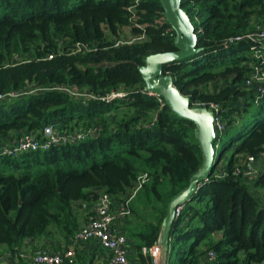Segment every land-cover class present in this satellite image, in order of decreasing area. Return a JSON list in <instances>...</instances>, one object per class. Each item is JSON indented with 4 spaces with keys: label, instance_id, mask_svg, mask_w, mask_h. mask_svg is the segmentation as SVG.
Segmentation results:
<instances>
[{
    "label": "trees",
    "instance_id": "trees-1",
    "mask_svg": "<svg viewBox=\"0 0 264 264\" xmlns=\"http://www.w3.org/2000/svg\"><path fill=\"white\" fill-rule=\"evenodd\" d=\"M181 5L202 50L165 65L164 75L192 107H221L226 130L215 149L238 119L240 125L221 145L212 176L182 205L167 264H264V169L251 183L238 172L248 157H264V102L255 105L245 86L252 63L264 68V39L231 42L264 31V0ZM126 30L146 39L117 46ZM175 37L160 0H0V144L28 133L39 138L51 124L66 133L97 130L76 144L0 157L1 256L21 262L27 241L54 235L69 248L79 230L76 204L96 203L102 194L124 200L147 173L155 222L140 235L137 253L154 264L143 249L158 243L171 199L204 159L196 125L146 92L139 71L149 57L175 52ZM60 86L93 98H71ZM114 93L124 96L103 101Z\"/></svg>",
    "mask_w": 264,
    "mask_h": 264
},
{
    "label": "built area",
    "instance_id": "built-area-1",
    "mask_svg": "<svg viewBox=\"0 0 264 264\" xmlns=\"http://www.w3.org/2000/svg\"><path fill=\"white\" fill-rule=\"evenodd\" d=\"M146 39L145 35L134 36L130 40L119 41L117 46L124 44H133L136 42H141ZM244 39L250 40H263L264 31L261 33L247 35L245 37H238L231 42L242 41ZM79 49L90 50L89 47L78 45ZM253 57L258 60L260 58L259 52H256ZM50 59L53 57L50 56ZM252 74L245 81V86L254 91L255 93V105L259 106L264 102V68L258 67L255 63L250 65ZM59 91L64 92L71 98L83 99V98H93L91 95L87 94L85 91L79 90L77 87L60 86ZM18 96L17 94H12L10 97ZM123 93H114L103 101H113L117 98H122ZM3 97H0L2 99ZM199 108H205L198 105ZM214 115V129L216 136H221L226 130V125L221 116V107L219 105H210L208 108ZM96 129L82 130L79 132L66 133L61 131L56 125H48L43 128L42 136L37 137L33 133H28L20 138L12 139L11 141L4 144H0V157L11 156L17 157L22 153L37 152V151H48L53 146L76 144L83 141L87 136H95ZM264 159V157L262 158ZM257 160L253 157H248L244 164V167L238 172H242L243 176L248 181H253L256 177L255 166L257 165ZM148 174H142L139 177V183L133 190V192L144 187L147 183ZM132 194L123 200V204L119 210H114L113 202L114 199L107 194H102L95 203L94 215L89 219L85 226L81 227L73 237V245L69 248L62 250H53L51 248H43L38 250L32 256L33 264H75V245L78 243H87L91 241L97 242L101 248L110 253V258L107 264H130L128 256V238L126 235L119 233L117 231V223L123 219H126L130 215L129 203L133 199L134 194ZM182 206L178 207L176 210V219L182 213ZM144 255H149L152 257L154 264H158L160 257V249L158 243L151 249H143ZM24 255L20 254V260ZM1 258V255H0ZM209 261L215 260V254L210 252L208 255ZM15 264H21L19 261H15Z\"/></svg>",
    "mask_w": 264,
    "mask_h": 264
},
{
    "label": "water",
    "instance_id": "water-1",
    "mask_svg": "<svg viewBox=\"0 0 264 264\" xmlns=\"http://www.w3.org/2000/svg\"><path fill=\"white\" fill-rule=\"evenodd\" d=\"M163 15L176 33V51L168 54H159L149 57L144 66L139 68L146 84L145 91L160 96L166 105L178 116L191 121L196 125L195 135L203 152V165L193 176L187 188L176 194L170 201L167 214L161 226L158 247L160 257L158 264H167L170 235L173 223L176 220V210L201 188L213 174L215 167V152L213 143L217 136L214 129V115L207 108L192 107L190 99L183 96L174 85L169 75H164V66L189 59L201 52L198 49L195 29L181 5V0H160Z\"/></svg>",
    "mask_w": 264,
    "mask_h": 264
},
{
    "label": "crops",
    "instance_id": "crops-1",
    "mask_svg": "<svg viewBox=\"0 0 264 264\" xmlns=\"http://www.w3.org/2000/svg\"><path fill=\"white\" fill-rule=\"evenodd\" d=\"M263 160L264 159H261V161H259L257 164L264 162ZM142 189H144V187L138 188L133 192L134 197L129 203L131 212L130 215L126 219H123L117 223V231L126 235L128 238V256L130 264H143L137 253V241H140L139 244H142L140 235H144L149 232V227L147 226V224H143L144 222L142 221V217H144L145 215L144 213L141 212L133 224L134 210L132 207V203L134 199H136L137 195L142 191ZM122 204L123 200L114 199V210H119ZM94 210L95 203L88 205H75V211L79 223L78 229L86 225L89 219L94 215ZM134 237H136V240ZM43 248L62 250L66 248V244L64 240L58 237L57 235L49 237L46 240L42 239L41 241L36 242L27 241L21 251V255H24V257H22L20 260L21 264H33L31 260L32 256L38 250ZM74 248L76 256L75 264L78 261H83L85 264H107L110 258V253L101 248L100 245L95 241L87 243H78L75 245ZM15 261L16 260L8 254H3L0 258V264H15Z\"/></svg>",
    "mask_w": 264,
    "mask_h": 264
},
{
    "label": "rangeland",
    "instance_id": "rangeland-1",
    "mask_svg": "<svg viewBox=\"0 0 264 264\" xmlns=\"http://www.w3.org/2000/svg\"><path fill=\"white\" fill-rule=\"evenodd\" d=\"M132 35H131V32L130 30H126L124 32V39L125 40H130L132 39ZM239 119L238 121L235 123V127H238L239 124ZM235 127H232L230 129V132L228 135L224 136L223 138V141L221 143V145L230 137L234 134L236 128ZM221 145L219 147V149H215V147L213 148L214 149V152H215V156L217 157L218 154L220 153L221 151ZM225 161V160H224ZM223 161V162H224ZM264 161V160H263ZM221 163V166L225 165V163ZM139 167H143V165L139 164ZM264 169V162L262 163H259L255 166V177L257 176V174ZM249 183H251V181H248ZM151 184V181L148 182V185ZM255 192V191H254ZM151 195V198L149 197L148 198V193L145 189H142V191L137 195L136 199H134L133 203H132V207H133V210H134V216H133V224H134V221L137 219L138 215H140V213H144V217H142V221L144 222L143 224H149V223H154L155 222V216L153 214V207L157 204V198L155 197V195L153 193H150ZM135 232V231H133ZM132 234V233H131ZM135 240H136V237H134ZM220 238V235L219 234H215L213 235L212 239L214 241H217L219 240ZM138 242V245H139V242L140 241H137ZM76 260V259H75ZM76 264H85L83 261H78Z\"/></svg>",
    "mask_w": 264,
    "mask_h": 264
}]
</instances>
